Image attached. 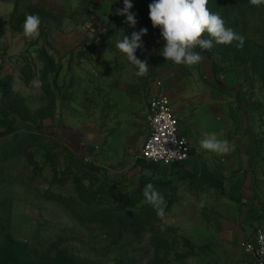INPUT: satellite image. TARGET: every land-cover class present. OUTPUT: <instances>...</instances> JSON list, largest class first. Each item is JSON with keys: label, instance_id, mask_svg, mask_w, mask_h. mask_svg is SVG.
I'll return each instance as SVG.
<instances>
[{"label": "rangeland", "instance_id": "rangeland-1", "mask_svg": "<svg viewBox=\"0 0 264 264\" xmlns=\"http://www.w3.org/2000/svg\"><path fill=\"white\" fill-rule=\"evenodd\" d=\"M131 2L134 28L116 14L123 0H14L0 12V264H251L237 207L200 180L142 174L139 151L163 89L196 146L214 132L246 153L264 219V4L209 0L244 43L213 41L187 67L161 55L153 0ZM28 15L41 21L35 39ZM141 28L142 77L115 47Z\"/></svg>", "mask_w": 264, "mask_h": 264}, {"label": "clouds", "instance_id": "clouds-1", "mask_svg": "<svg viewBox=\"0 0 264 264\" xmlns=\"http://www.w3.org/2000/svg\"><path fill=\"white\" fill-rule=\"evenodd\" d=\"M209 0H153L148 5L149 19L154 28H159L164 40L161 55L165 60L176 65L187 67L201 63L205 57L202 51L211 50L213 41L216 44L229 45L234 41L238 47H242L244 38L231 27L226 26L225 21L218 13H213L207 7ZM254 6L264 4V0H250ZM124 7L117 9L116 14L125 16L126 23L135 27L137 20L130 10L133 7L131 0H123ZM40 18L36 15H28L24 21V36L35 39L39 36ZM147 28L134 31L131 38L124 36L115 45L117 49L126 55L129 62L138 69L137 76H146L149 66L146 61H141L135 55L136 50L143 48L142 37L147 34ZM207 35L208 39L204 38ZM201 51H197L196 49ZM200 147L218 155H228L234 151V145L227 139L218 138L214 132L205 133L200 141ZM143 195L157 212L159 217L165 214L166 200L152 183H147L143 188Z\"/></svg>", "mask_w": 264, "mask_h": 264}, {"label": "crops", "instance_id": "crops-1", "mask_svg": "<svg viewBox=\"0 0 264 264\" xmlns=\"http://www.w3.org/2000/svg\"><path fill=\"white\" fill-rule=\"evenodd\" d=\"M14 0H0V12L10 7ZM180 119V118H179ZM181 120V119H180ZM192 145V155L180 164L144 163L142 174L152 178H163L177 182L200 180L218 190L237 207L238 230L243 240L249 239L256 226L264 223L263 210L253 201V176L249 171V159L244 152L234 148L228 155H218L196 146L182 128ZM264 228V227H263ZM251 264H255L253 256L248 254Z\"/></svg>", "mask_w": 264, "mask_h": 264}, {"label": "built area", "instance_id": "built-area-1", "mask_svg": "<svg viewBox=\"0 0 264 264\" xmlns=\"http://www.w3.org/2000/svg\"><path fill=\"white\" fill-rule=\"evenodd\" d=\"M161 86V82L158 81ZM193 153L190 139L180 131L170 95L163 89L155 92L147 109V129L139 157L143 163L180 164ZM255 264H264V228L256 226L249 239L243 241Z\"/></svg>", "mask_w": 264, "mask_h": 264}, {"label": "trees", "instance_id": "trees-1", "mask_svg": "<svg viewBox=\"0 0 264 264\" xmlns=\"http://www.w3.org/2000/svg\"><path fill=\"white\" fill-rule=\"evenodd\" d=\"M15 256H10L5 259L4 264H27L23 260H19V257L16 256V254H13Z\"/></svg>", "mask_w": 264, "mask_h": 264}, {"label": "water", "instance_id": "water-1", "mask_svg": "<svg viewBox=\"0 0 264 264\" xmlns=\"http://www.w3.org/2000/svg\"><path fill=\"white\" fill-rule=\"evenodd\" d=\"M13 132V129L12 128H8L7 131L3 132L2 135L5 136V135H8V134H11Z\"/></svg>", "mask_w": 264, "mask_h": 264}]
</instances>
